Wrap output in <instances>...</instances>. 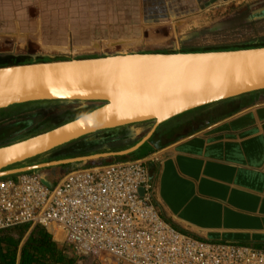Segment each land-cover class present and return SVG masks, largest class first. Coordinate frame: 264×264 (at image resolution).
Masks as SVG:
<instances>
[{
	"label": "crops",
	"instance_id": "1",
	"mask_svg": "<svg viewBox=\"0 0 264 264\" xmlns=\"http://www.w3.org/2000/svg\"><path fill=\"white\" fill-rule=\"evenodd\" d=\"M104 1L103 7L108 5ZM145 1L143 20L184 17L232 0ZM93 6V0H0V58L52 57L64 55L66 49L99 48L109 24L93 17ZM145 136L118 146L116 152ZM147 158L153 204L173 229L202 242L264 250V91L172 118L134 153L99 159L96 166ZM22 226L0 232V264H24V248L38 231L50 236L65 260L77 264L63 234L31 225L24 233ZM35 259L48 262L49 257L36 252Z\"/></svg>",
	"mask_w": 264,
	"mask_h": 264
},
{
	"label": "water",
	"instance_id": "2",
	"mask_svg": "<svg viewBox=\"0 0 264 264\" xmlns=\"http://www.w3.org/2000/svg\"><path fill=\"white\" fill-rule=\"evenodd\" d=\"M138 69L142 90L118 102L113 70ZM264 91V47L188 53L124 54L0 67V110L40 101L101 102L102 106L43 134L0 147V178L48 167L126 156L164 122L191 110ZM154 121L135 146L18 169L17 164L98 132ZM51 187V178L42 176Z\"/></svg>",
	"mask_w": 264,
	"mask_h": 264
},
{
	"label": "built area",
	"instance_id": "3",
	"mask_svg": "<svg viewBox=\"0 0 264 264\" xmlns=\"http://www.w3.org/2000/svg\"><path fill=\"white\" fill-rule=\"evenodd\" d=\"M149 161L75 169L51 187L37 170L0 178V231L53 229L75 257L108 264H264V250L198 241L167 224Z\"/></svg>",
	"mask_w": 264,
	"mask_h": 264
},
{
	"label": "rangeland",
	"instance_id": "4",
	"mask_svg": "<svg viewBox=\"0 0 264 264\" xmlns=\"http://www.w3.org/2000/svg\"><path fill=\"white\" fill-rule=\"evenodd\" d=\"M105 1L108 5L103 7L102 0H93V8L96 10L93 17L101 18L102 23L105 19L109 24L106 31L111 34L103 35L105 39L99 48L66 49L63 50L64 55L26 59H14L7 55L0 58V67L124 54L229 51L264 47V0H232L206 6L201 11L184 17L159 19L146 16L144 20L147 1L145 4L144 0ZM100 8H104V11L101 12ZM102 105L101 102L60 101L14 105L0 110V147L53 130ZM153 125L154 121H150L131 125L116 133L102 131L89 135L7 170L85 157L94 153L116 152L118 146L120 148L125 143L130 144L145 136ZM101 162L99 159L75 162L36 172L51 178L53 182L66 172L93 167ZM75 261L77 264H108L104 259L101 262L92 258L75 257Z\"/></svg>",
	"mask_w": 264,
	"mask_h": 264
},
{
	"label": "trees",
	"instance_id": "5",
	"mask_svg": "<svg viewBox=\"0 0 264 264\" xmlns=\"http://www.w3.org/2000/svg\"><path fill=\"white\" fill-rule=\"evenodd\" d=\"M235 50V49H234ZM53 102H60V101H40V102H32L33 103H53ZM133 126V125H132ZM130 127L125 126L113 130H107L103 132H118L119 130ZM102 133V132H100ZM98 134V133H97ZM118 159L122 160V157H117ZM22 226V225H19ZM28 224L23 225L24 227V233L26 232L28 228ZM17 227V226H15ZM14 228V227H12ZM12 228L2 230L0 232H9L12 230ZM38 252L44 256V258L49 257L48 262H36L35 259V253ZM6 260V259H5ZM6 264H14L11 260H6ZM24 264H73L72 260H65L63 255H60V253L57 251V246L55 243L52 242L50 236L47 233H44L42 231H38L36 236L32 237L28 244L24 248Z\"/></svg>",
	"mask_w": 264,
	"mask_h": 264
},
{
	"label": "snow or ice",
	"instance_id": "6",
	"mask_svg": "<svg viewBox=\"0 0 264 264\" xmlns=\"http://www.w3.org/2000/svg\"><path fill=\"white\" fill-rule=\"evenodd\" d=\"M113 73L117 78L114 87L117 90L118 102L126 103L131 91L142 90L144 82L141 79L143 73L140 70L119 66L113 70Z\"/></svg>",
	"mask_w": 264,
	"mask_h": 264
},
{
	"label": "bare ground",
	"instance_id": "7",
	"mask_svg": "<svg viewBox=\"0 0 264 264\" xmlns=\"http://www.w3.org/2000/svg\"><path fill=\"white\" fill-rule=\"evenodd\" d=\"M59 235H60V233H59ZM57 237V236H56ZM61 238H62V236H60ZM59 238V237H58Z\"/></svg>",
	"mask_w": 264,
	"mask_h": 264
},
{
	"label": "flooded vegetation",
	"instance_id": "8",
	"mask_svg": "<svg viewBox=\"0 0 264 264\" xmlns=\"http://www.w3.org/2000/svg\"><path fill=\"white\" fill-rule=\"evenodd\" d=\"M55 181H53V183H54Z\"/></svg>",
	"mask_w": 264,
	"mask_h": 264
}]
</instances>
